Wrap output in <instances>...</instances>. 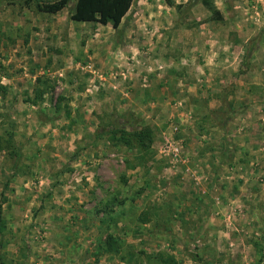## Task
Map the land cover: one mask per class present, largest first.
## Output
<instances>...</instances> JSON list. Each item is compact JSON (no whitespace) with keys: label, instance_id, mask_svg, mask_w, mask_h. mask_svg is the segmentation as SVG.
I'll list each match as a JSON object with an SVG mask.
<instances>
[{"label":"rangeland","instance_id":"obj_1","mask_svg":"<svg viewBox=\"0 0 264 264\" xmlns=\"http://www.w3.org/2000/svg\"><path fill=\"white\" fill-rule=\"evenodd\" d=\"M172 1L179 9L163 0H133L116 32L94 22L76 26L69 19L74 0L54 14L39 11L35 0H0V157H6L1 206L9 179H21L20 191L31 196L15 217L18 239L7 240L17 247L20 264H156L147 258L156 253L171 255L177 264H264V0ZM168 29L174 33L169 42ZM234 29L249 36L244 52L251 48L237 71L198 70L176 51L180 41L184 51L192 48L185 37ZM73 32L78 41L68 40ZM91 38L101 41L93 46L112 56L110 62L115 57L122 64L103 60L101 65L91 57L103 76L125 74L119 79L120 104H110V95L99 103L104 82L94 72L81 73L88 59L77 50L91 47L86 43ZM138 67L140 87L163 81L155 84L164 94L150 106L132 104V73ZM39 76L52 91L31 102ZM56 95L64 97L65 108L53 109ZM209 96L218 107L208 108ZM73 101L77 109H89L92 119L72 112ZM242 103L249 113L237 120ZM17 111L21 124L12 117ZM172 123L181 146L174 161L159 152ZM134 125L150 128L147 151L108 133L115 126L129 132ZM34 127L32 141L25 131ZM221 129L227 136L216 143ZM208 131L214 137H200L197 144L199 133ZM216 155L222 169L219 161L212 163ZM203 158L208 171L196 164ZM209 182L217 195L206 200L203 187ZM220 185L222 192L229 189L226 197L221 198ZM2 218L0 235L11 219L5 213ZM107 234L117 242L116 253L103 249Z\"/></svg>","mask_w":264,"mask_h":264},{"label":"crops","instance_id":"obj_2","mask_svg":"<svg viewBox=\"0 0 264 264\" xmlns=\"http://www.w3.org/2000/svg\"><path fill=\"white\" fill-rule=\"evenodd\" d=\"M130 9V8H129ZM128 9V11H129ZM127 11V12H128ZM126 12V14H127ZM220 12V11H219ZM125 14V15H126ZM167 21V20H166ZM169 21L172 22V20H168V22L166 24H169ZM76 26L80 27L83 26L85 23L84 22H75ZM97 24V23H96ZM234 24V22H233ZM100 25V24H99ZM102 26H107V25H102ZM169 26V25H168ZM169 28V27H168ZM40 34H42L40 32ZM70 39L68 40H72V41H78L79 39V35L77 34V32H73V34L68 33ZM143 34V31H142ZM173 29L172 31H170L168 29L167 33L164 35V37L167 39L168 38V42L170 41L169 39H172L173 37ZM39 35V34H38ZM34 37V36H33ZM32 38V37H31ZM249 36L248 35H244L242 34V31H239L238 29H234V31L232 33H218L216 31H201L197 34L192 35L191 37H185V39L183 40L184 43L190 45L192 48H188V50L184 51L183 46H182V41H180L177 45H176V51L178 52V54L184 52L185 55H187L189 61L191 60L192 64L198 69V70H202L205 72H210V71H214V73H220V72H231V71H237L238 68L240 67L241 64V58L244 52V46L246 45V42L248 41ZM33 39V38H32ZM46 39V38H44ZM95 39V40H94ZM94 39H87L86 43H90L91 47H88V44H86V47H80L78 48V52L80 51L81 54H78V56L84 60V58L88 59L87 62H85V64L81 67L82 68V74H84L85 72H94V75H97L98 78H101V83L103 84L104 82V92L102 96L103 98H100L99 103H101V101H107L108 100V96L110 95V97L112 98L110 101V104L115 105V103L120 104L121 103V96L119 95V92H121V87H119L120 85V77H116L114 78L111 75V72L106 73V76H103L101 74V72L97 71L99 69L95 68L96 66H100V64L102 63V61L104 60V62H110V59L112 58V56L109 55V57L107 56V52L102 50V47L100 48V46H102L101 41L98 40V38H94ZM43 40V39H42ZM99 42L100 46H93L94 42ZM71 42V41H70ZM167 43V42H166ZM98 44V43H97ZM38 49V47H37ZM190 50H194V52H192L191 54H189ZM79 52V53H80ZM70 54H72L71 56H74L73 51H70ZM102 55V57H98L99 55ZM189 55V56H188ZM91 57H97V61L100 62V64L97 65V63L95 61H91ZM108 58V59H107ZM114 60L112 59L111 62L109 63L111 65V63L115 64L114 66H120L122 65L121 63H118L117 61H115V57H113ZM193 58H194V63H193ZM74 59V65L77 66L78 62L76 61V58ZM107 59V60H106ZM115 62V63H114ZM188 62V61H187ZM104 64V63H102ZM101 64V65H102ZM73 65V66H74ZM188 66V64H186ZM93 66H95L93 68ZM139 66V65H138ZM109 67V65H108ZM111 67L113 68V65L109 67V70H111ZM146 69V68H144ZM121 70V69H119ZM119 70H115L114 73L117 74L119 72ZM140 70H142L141 68H137L135 72L132 73V104H136V103H145L148 106H150L153 102V100L155 101H159L158 99H160V95L164 94L162 91V86L159 87V89H156V84H161L163 81H157L156 79H153L152 81H154L155 83L151 82V85L149 84L148 86L150 87H140L139 82L136 80L137 78H135V75L139 74L138 72H141ZM117 71V72H116ZM113 72V71H112ZM105 80V81H104ZM170 86V85H169ZM7 88H9V85L7 86ZM155 93V94H154ZM196 94V93H195ZM83 97V96H82ZM138 97H141V99L138 100ZM204 102L206 103V105L208 106V108H213L214 107H218L219 102L218 100L214 99L212 100V97H205L204 98ZM213 101L212 106H210V101ZM175 102V101H172ZM216 102V103H215ZM82 101H79V104H81ZM77 104H74L73 102H70V107L72 112L74 111V113H78V117L81 118V114L83 118H89L92 119V116H88L90 114L89 109H86L81 107V108H76ZM244 104V105H243ZM146 105V106H147ZM247 104L242 103L241 104V109L236 112V119L237 120H243V118L245 119V117L247 116V114L249 113L247 111L246 107ZM12 108L16 109L15 106H13ZM196 109V107H195ZM24 114V112H22ZM72 113V115L74 114ZM16 114H20L18 111L14 112V115L12 116L13 118H15L14 120H19V124H21V122L23 121V117L21 118H16ZM31 117V116H30ZM29 117V118H30ZM44 126V125H43ZM17 129H12V131H10L11 133H15ZM18 130H21L20 128H18ZM222 131H220V135L218 133H212L211 131H208L206 134L204 133H199V137L198 139L196 138V142L197 144H200V140L199 138H204L205 135H214L216 137V141L214 140V142L218 143L220 140L219 138H223L225 139L227 136V133L225 130L221 129ZM34 132H35V127L31 130H26L25 131V136H30L31 140L33 141L34 138ZM188 139V138H187ZM213 156V155H212ZM0 157V174L2 172H4L5 170V163L2 164V162H4L6 160V157L2 158ZM212 160V159H210ZM221 156L220 155H216L214 161H212L213 164H215V162L219 161V166L220 169L223 168V163H222ZM195 162V161H194ZM208 163L209 160L205 163L204 158L200 159V161L196 162V164H199L202 169H204L205 167H208ZM3 167H2V165ZM215 169V168H214ZM205 171H208V169H204ZM213 173V172H212ZM1 180V179H0ZM5 182V181H4ZM20 182L21 179H9V181L6 184L5 189H3V195L5 197L4 202L2 203L1 206V210H2V214H6V217H10V221L9 224L7 225L5 232L3 234L0 235V261L3 264H20V261L17 257H19V254L17 252V247L15 248L11 243H7V240H15L18 239V235L21 232V229L19 228L18 225H16V221H15V217L21 214V209H22V202H25V198H29L31 197L30 194L28 195V193H26V195H23L24 192H21V186H20ZM210 182L207 183V185H205L204 191L207 190L208 194H205L203 199L207 200L206 195L208 196H212L216 197L217 193L212 192L209 186ZM222 185H220V190L219 193L221 195V198H223V196L226 197L227 193H230L229 189L226 190L225 192H222L224 190V187H221ZM2 184H0V191H1ZM226 189V188H225ZM189 190H193V192L196 190V188H190ZM221 191V192H220ZM190 192V191H189ZM23 193V194H22ZM213 193V194H212ZM193 194V193H192ZM28 196V197H26ZM219 196V194H218ZM199 199L201 198L200 196H197ZM224 197V198H225ZM223 211V210H222ZM221 211V212H222ZM26 213V212H25ZM24 213V214H25ZM197 212H195L194 214H196ZM210 214L212 213L211 211L209 212ZM204 215H208L207 211L205 210ZM16 225V226H13ZM200 224H197L196 226H199ZM15 227V229H14ZM215 231H213L214 233ZM215 236V234L213 235V237ZM6 240V241H5ZM19 242V240L17 241V243ZM17 252V254H16Z\"/></svg>","mask_w":264,"mask_h":264},{"label":"trees","instance_id":"obj_3","mask_svg":"<svg viewBox=\"0 0 264 264\" xmlns=\"http://www.w3.org/2000/svg\"><path fill=\"white\" fill-rule=\"evenodd\" d=\"M35 5L39 11H43L49 14H54L64 8L68 0H35ZM133 0H74L72 12L69 15V19L74 22H94L101 25H109L116 32L119 31L121 20L128 11ZM167 6H172L175 9H179L180 5L174 4L172 0H163ZM212 14L216 18L220 19L218 11H212ZM250 47H246L245 52L242 55L241 62H245L250 52ZM52 91V85L48 83L44 77H37L35 79L34 94L35 97L31 102L35 101L36 97H40L44 92L50 93ZM26 100V99H25ZM64 97L56 95L53 101V109L65 108ZM230 106V103H228ZM65 115H69L68 110L64 109ZM50 119V117H46ZM222 119V118H221ZM221 119L218 117L219 123ZM127 132L124 129L115 126L108 129L110 137L117 142L127 146L134 147L139 151H147L152 141L151 130L149 127L142 126L137 128V125ZM117 134V136H116ZM3 198L0 199V206ZM5 229V221L2 218L0 207V233ZM104 251L108 253H116L118 246L115 238L107 234L103 241ZM148 259H155L156 264H177L174 258L166 253H156L153 256H147ZM0 264H3L0 261Z\"/></svg>","mask_w":264,"mask_h":264},{"label":"built area","instance_id":"obj_4","mask_svg":"<svg viewBox=\"0 0 264 264\" xmlns=\"http://www.w3.org/2000/svg\"><path fill=\"white\" fill-rule=\"evenodd\" d=\"M129 59L133 60V56H129ZM157 68L160 69L161 66L157 65ZM118 74L122 79L125 77V74L123 72H119ZM3 80L4 78L0 76V84H2ZM172 124L173 125L169 126L170 128L169 131L163 135L162 142L159 147L160 154L162 156L169 157L171 159L170 161L176 160V158L180 153V148H181L179 141L175 139V137L173 136V133L177 130V125L174 123Z\"/></svg>","mask_w":264,"mask_h":264}]
</instances>
